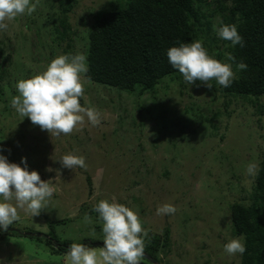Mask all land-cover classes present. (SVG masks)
<instances>
[{"label":"rangeland","instance_id":"rangeland-1","mask_svg":"<svg viewBox=\"0 0 264 264\" xmlns=\"http://www.w3.org/2000/svg\"><path fill=\"white\" fill-rule=\"evenodd\" d=\"M115 3L75 0L67 14L72 41L61 39L51 24L62 8L60 0H39L32 15H18L0 31V145L10 162L26 157L29 171L56 184L47 208L34 217L20 211V219L9 226L44 235L0 231V260L19 264L23 257V264H64L65 253L51 252L44 237L103 242L102 222L93 206L116 197L138 212L149 234L164 237L170 230L169 247L160 252L164 264H239V254L223 251L228 239L236 237L232 225L225 231L230 206L247 202L254 179L247 176L246 165L255 160L260 166L264 153V114H256L249 100L224 95L218 86L209 88L199 80L188 84L183 76L144 91L90 82L81 103L100 112L101 126L85 122L58 137L23 119L10 105L19 79L45 70L58 55L86 54L88 27ZM201 10L206 13L202 22L209 20L215 34L222 14L213 3ZM208 38L211 33L205 31L198 39L209 44ZM216 38L214 50L222 51L224 40ZM208 44L204 46L211 53ZM260 103L264 105V97ZM67 153L83 156L86 168H63L56 160ZM164 203L174 204L177 212L157 215V206ZM85 214L90 222L84 221ZM59 220L64 223L56 224ZM93 231L95 238L89 235Z\"/></svg>","mask_w":264,"mask_h":264},{"label":"trees","instance_id":"trees-1","mask_svg":"<svg viewBox=\"0 0 264 264\" xmlns=\"http://www.w3.org/2000/svg\"><path fill=\"white\" fill-rule=\"evenodd\" d=\"M74 1L60 0L62 8L57 20L51 17L54 32L61 39L73 40L67 14L73 8ZM225 1L116 0L113 8L97 14L88 27L87 76L91 83L125 91H134L137 86L142 87V91L153 90L167 78L182 76L168 62L167 50L179 46V43H190L205 37V31H209L210 43L204 44L210 46L209 54L224 61L226 54L230 53L234 60L228 62L236 73V79L228 88L220 86L214 79L211 84L218 86L224 95L249 100L254 105L255 113L263 115L264 105H261L260 99L264 97V0H230V4ZM209 3L217 6L224 23L237 25L243 37V47H233L230 41L224 40L223 50H214L213 46L218 43L217 32L214 34L209 20L202 22L206 13L201 9H206ZM240 62L247 64L246 70H236L235 66ZM259 169L247 202L236 201L230 206L233 235L246 236V252L239 264H264V153ZM87 180L91 185L90 175H87ZM58 223L64 222L56 221ZM6 232L38 236V233L11 228ZM44 238L54 253H66L71 245L68 241H59L55 236L47 235ZM148 238L151 239L150 243H145V254L164 264L160 252L169 247L170 230H165L164 237L149 234ZM82 243L93 247L103 246L100 241L84 240Z\"/></svg>","mask_w":264,"mask_h":264},{"label":"clouds","instance_id":"clouds-1","mask_svg":"<svg viewBox=\"0 0 264 264\" xmlns=\"http://www.w3.org/2000/svg\"><path fill=\"white\" fill-rule=\"evenodd\" d=\"M38 4L39 0H0V31L6 30L7 22L18 15H32ZM214 30L222 40L230 41L231 46L243 47V37L235 23L221 20ZM167 58L183 80L191 85L199 80L212 88L209 82L214 79L220 86L228 88L236 79L233 65L228 62L234 57L227 53L224 61L216 59L199 39L170 47ZM247 67L244 62L235 66L236 70H246ZM88 72L85 53L78 51L58 55L45 70L15 83L17 95L11 97L10 105L23 119L30 118L34 125L56 137L71 133L85 122L93 127L101 126L100 112L93 106H87V101L81 103L85 85L91 82ZM56 161L63 168L73 171L87 166L85 158L75 153L64 154ZM259 170V163L255 160L248 162L245 169L252 179L258 176ZM55 192L56 184L51 179H42L37 170L29 171L26 157L20 163L10 162L0 145V231H6L16 223L20 219V211L32 217L39 215L50 205ZM93 211L98 213L102 222L103 246L73 242L64 254V264H140L144 260L145 238L149 233L143 227L138 212L116 197L99 200ZM176 212L177 208L172 203L158 205L156 209V214L160 216H171ZM83 219L91 221L88 214ZM231 223L229 221L225 231ZM89 235L95 238L94 231ZM223 251L229 256H242L246 252V236L241 234L228 239ZM0 264L4 261L0 260ZM12 264L16 261L13 260ZM19 264H23V257L19 258Z\"/></svg>","mask_w":264,"mask_h":264},{"label":"flooded vegetation","instance_id":"flooded-vegetation-1","mask_svg":"<svg viewBox=\"0 0 264 264\" xmlns=\"http://www.w3.org/2000/svg\"><path fill=\"white\" fill-rule=\"evenodd\" d=\"M140 263H143V264H160V262L159 261H155V260H153V259H146V261H144V262H140Z\"/></svg>","mask_w":264,"mask_h":264},{"label":"water","instance_id":"water-1","mask_svg":"<svg viewBox=\"0 0 264 264\" xmlns=\"http://www.w3.org/2000/svg\"><path fill=\"white\" fill-rule=\"evenodd\" d=\"M41 234L38 233V236H40ZM103 245V244H102ZM144 258L150 259L149 256L147 254H144ZM143 264V263H140Z\"/></svg>","mask_w":264,"mask_h":264}]
</instances>
